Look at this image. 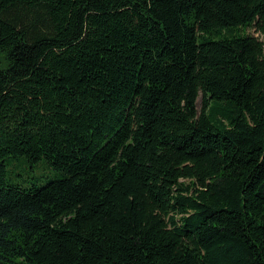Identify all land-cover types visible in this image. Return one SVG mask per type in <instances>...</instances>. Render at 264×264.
I'll use <instances>...</instances> for the list:
<instances>
[{"label": "trees", "instance_id": "trees-1", "mask_svg": "<svg viewBox=\"0 0 264 264\" xmlns=\"http://www.w3.org/2000/svg\"><path fill=\"white\" fill-rule=\"evenodd\" d=\"M0 264H264V0H0Z\"/></svg>", "mask_w": 264, "mask_h": 264}, {"label": "rangeland", "instance_id": "rangeland-1", "mask_svg": "<svg viewBox=\"0 0 264 264\" xmlns=\"http://www.w3.org/2000/svg\"><path fill=\"white\" fill-rule=\"evenodd\" d=\"M201 106V96L198 97L197 100V109L199 110ZM9 169L14 170L15 173L20 175L22 178H30V181L25 184V186H29L31 184H35L36 186H43L46 182L56 179L57 174L51 171L46 165L39 163L36 167L31 170L25 164H14L10 165ZM15 181L20 182V178L15 177Z\"/></svg>", "mask_w": 264, "mask_h": 264}]
</instances>
